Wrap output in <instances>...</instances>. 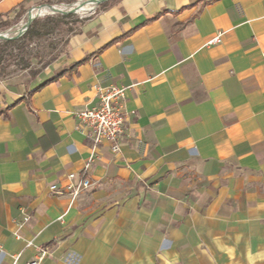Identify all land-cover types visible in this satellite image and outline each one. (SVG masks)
Wrapping results in <instances>:
<instances>
[{"label": "crops", "instance_id": "1", "mask_svg": "<svg viewBox=\"0 0 264 264\" xmlns=\"http://www.w3.org/2000/svg\"><path fill=\"white\" fill-rule=\"evenodd\" d=\"M64 1L0 0V23ZM19 83L0 81V264H264V0H105ZM96 84L128 87L123 131L72 198L49 187L92 152L75 113Z\"/></svg>", "mask_w": 264, "mask_h": 264}, {"label": "rangeland", "instance_id": "2", "mask_svg": "<svg viewBox=\"0 0 264 264\" xmlns=\"http://www.w3.org/2000/svg\"><path fill=\"white\" fill-rule=\"evenodd\" d=\"M77 1L80 0H68L49 4L60 6ZM100 4L96 5L92 10L83 13L69 12V9L62 11L50 9L43 15L34 18L31 27L32 33H28L27 28L19 36H17L16 27H18L21 21L26 20L28 11L9 26H0V33L9 29L11 32V34L7 35L10 38L0 39V81H15L23 84L26 82L28 76L45 69L48 65L56 64L58 57L66 50L69 37L80 29V25L86 16L93 12ZM15 29L16 31L13 32ZM167 245V243L162 241L158 252ZM160 255H156L153 259V264H160V257H157ZM65 260H67V256Z\"/></svg>", "mask_w": 264, "mask_h": 264}, {"label": "built area", "instance_id": "3", "mask_svg": "<svg viewBox=\"0 0 264 264\" xmlns=\"http://www.w3.org/2000/svg\"><path fill=\"white\" fill-rule=\"evenodd\" d=\"M44 5H38L34 7H40ZM30 8L29 11L31 12ZM25 21V20H24ZM21 21L18 26L24 23ZM10 32L5 30L1 33ZM222 36V32L214 34L207 43L219 42ZM96 89V105L89 108H84L75 113L77 118V128L84 132L85 137L90 140L93 145L92 152L84 162L83 168L79 174L69 173L68 183L64 186L66 190L60 188L56 183L50 185V190L55 193H64L67 191L72 198L76 197L82 190L92 186L93 182L87 175L92 162L97 158L95 152L96 146L103 142L110 144L113 151L119 150V140L123 131L125 102L127 94V86L110 84L107 86H101L99 84L94 85ZM27 220V216L24 218ZM19 237L18 234H16ZM32 243L27 242L26 246H30ZM48 254V249L45 247L40 248L35 257L28 261L27 264H39L44 257ZM74 254L67 255V260H74ZM19 254H16L12 258L11 264H17Z\"/></svg>", "mask_w": 264, "mask_h": 264}, {"label": "bare ground", "instance_id": "4", "mask_svg": "<svg viewBox=\"0 0 264 264\" xmlns=\"http://www.w3.org/2000/svg\"><path fill=\"white\" fill-rule=\"evenodd\" d=\"M100 0H80L77 1L75 3L72 4H67V5H60V6H54V10H66V9H70L73 12H87L92 10L94 7H96V5L98 4ZM51 8V9H53ZM50 10V8L48 6H40V7H34L33 9H31L30 12V17H37V16H41L44 13L48 12ZM26 21H24V23L21 25V27L18 29L17 31L16 29L13 30V32H23V30L25 29L24 24ZM5 35H9L11 34V32H5ZM16 34V33H15Z\"/></svg>", "mask_w": 264, "mask_h": 264}, {"label": "trees", "instance_id": "5", "mask_svg": "<svg viewBox=\"0 0 264 264\" xmlns=\"http://www.w3.org/2000/svg\"><path fill=\"white\" fill-rule=\"evenodd\" d=\"M20 15H21V14L18 15L17 19H19ZM33 22H34V21H32V23L30 24V26H29L28 29H27L28 33H32V28H31V27H32ZM10 24H12V23H10V22H8V21H4V22H2V23L0 24V26H1V27H7V26H9ZM83 61H84V60H81V61L75 62L74 64L70 65L68 68H65V69H63V70L57 72V73L54 74L52 77H50V78L46 79L44 82H42V83L38 86V88H40V87H42L43 85H45V84H47V83H49V82H51V81L57 79V78L60 77V76H63V75L69 74L70 72H72L73 70H75V68H76L79 64H81ZM3 69H4V67H3ZM38 88H37V89H38ZM35 90H36V89H35Z\"/></svg>", "mask_w": 264, "mask_h": 264}, {"label": "water", "instance_id": "6", "mask_svg": "<svg viewBox=\"0 0 264 264\" xmlns=\"http://www.w3.org/2000/svg\"><path fill=\"white\" fill-rule=\"evenodd\" d=\"M103 1H105V0H100L98 2V4L103 2ZM42 5L48 6L50 9L54 7L53 5H50V4H42ZM52 10H54V8ZM56 11H62V10H56ZM69 12H73V11L69 9ZM34 18L35 17H32V18L30 17V11L28 10L27 15H26V20H25L26 22L24 24L25 29L23 30V32H18L17 36L22 35L25 32V30L30 26V24L34 20ZM8 38H10V37L5 35L4 33H0V39H8Z\"/></svg>", "mask_w": 264, "mask_h": 264}]
</instances>
